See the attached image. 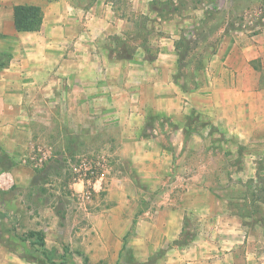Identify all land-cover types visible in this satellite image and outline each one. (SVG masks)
Segmentation results:
<instances>
[{
  "label": "crops",
  "instance_id": "1",
  "mask_svg": "<svg viewBox=\"0 0 264 264\" xmlns=\"http://www.w3.org/2000/svg\"><path fill=\"white\" fill-rule=\"evenodd\" d=\"M152 1L129 4L152 15ZM20 3L42 8L40 30H17L14 6ZM120 6L117 0H0V53L9 57L0 65V144L11 151L31 133L30 120L66 121L69 134L79 122L106 120L122 128V149L141 160L135 167L153 191L167 184L176 193L178 180H188L182 197L146 210L144 221L80 230L81 241L71 240L92 264H119L125 252L135 264H264V223L238 216L232 204L238 197L228 190L235 178H244L234 175V167L246 169L249 178L248 169L264 163V14L246 15L254 26L227 34L186 90L175 78L176 41L198 23V10L191 17L159 16L166 33L153 54L152 37L127 49L134 24ZM151 113L163 128L145 136L134 125ZM213 179L225 190L213 191ZM125 207L118 203L102 214L116 218ZM130 207L125 212L133 217ZM191 212L194 227L185 224ZM1 259L25 264L13 251Z\"/></svg>",
  "mask_w": 264,
  "mask_h": 264
},
{
  "label": "rangeland",
  "instance_id": "2",
  "mask_svg": "<svg viewBox=\"0 0 264 264\" xmlns=\"http://www.w3.org/2000/svg\"><path fill=\"white\" fill-rule=\"evenodd\" d=\"M117 1L121 5L120 12L133 19L134 42L126 41L127 49H132L135 44L144 46L152 37L153 44L149 48L153 54L160 48L161 38L166 33L158 21L159 16L170 19L177 13L191 17L198 10L195 14L200 17L198 23L187 26L176 41L179 69L175 78L183 81L186 90L195 85L198 71L209 62L227 34L254 26L246 23V15L250 17L251 12L264 14V0H255L256 7L252 6V0H153L149 6L152 15L131 10L129 0ZM8 60V55L1 52L0 63L6 64ZM160 119L151 113L145 123H136L134 127H142L147 136L150 130L163 128ZM116 124L92 120L85 126L79 122L73 128L75 133L69 134L67 131L71 130L66 121L35 119L28 121L31 133L24 135L21 143L13 144L11 151H6L0 144V262L8 251H13L25 259V264H51L50 261L55 264H84L83 257L74 252H82L81 249L76 248L71 240L81 241L80 230L112 225L130 227L129 220H145L146 210L157 209L164 201L171 202L169 199L172 197H182L187 179L178 180L180 182L173 188L178 190L176 193H171L167 184L154 191L145 184L135 167V164L141 166V160H133L122 149L124 137L119 134L122 128ZM24 129L21 126V130ZM233 142L238 147L235 138ZM239 146L244 147L242 144ZM202 154L208 158L211 156L210 152ZM189 155L195 156L194 153ZM82 158L101 162L100 172L105 175L97 188L88 181L79 180L74 174L71 164ZM189 170L186 172L192 173ZM248 170L249 178H245L246 169L234 167V175L242 173L244 178H235L233 185H228V190L231 186L238 197L232 204L241 218L249 216L264 223V163ZM210 186L216 192L225 190L224 185L214 182V179ZM118 203L127 208L116 218L102 214ZM129 206L133 209V217L125 212V209L130 211ZM197 221L192 212L186 214V225L194 227ZM31 231L44 233L45 246L35 236L27 238ZM96 264L108 263L101 261Z\"/></svg>",
  "mask_w": 264,
  "mask_h": 264
},
{
  "label": "trees",
  "instance_id": "3",
  "mask_svg": "<svg viewBox=\"0 0 264 264\" xmlns=\"http://www.w3.org/2000/svg\"><path fill=\"white\" fill-rule=\"evenodd\" d=\"M15 13V26L18 31H37L40 30L43 24V10L40 6L33 4H16L14 6ZM0 65H4L0 63ZM37 237L40 240L42 246H45V235L42 231H31L28 233L27 238L29 237ZM126 249V246L124 247ZM83 256L85 264H92L89 258L80 251H74ZM52 260V259H49ZM133 264V258L130 254H126L124 257V253L121 254V261L119 264ZM51 264H55L53 261H50ZM135 264V263H134Z\"/></svg>",
  "mask_w": 264,
  "mask_h": 264
},
{
  "label": "built area",
  "instance_id": "4",
  "mask_svg": "<svg viewBox=\"0 0 264 264\" xmlns=\"http://www.w3.org/2000/svg\"><path fill=\"white\" fill-rule=\"evenodd\" d=\"M74 174L79 180L88 181L97 188L98 183L104 178L105 173L100 172L101 166L100 161H94V159L82 158L74 161L72 164Z\"/></svg>",
  "mask_w": 264,
  "mask_h": 264
}]
</instances>
